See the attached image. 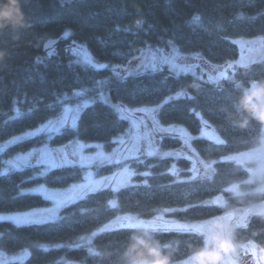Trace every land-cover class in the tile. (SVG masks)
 Returning a JSON list of instances; mask_svg holds the SVG:
<instances>
[{"label":"trees","instance_id":"16d2710c","mask_svg":"<svg viewBox=\"0 0 264 264\" xmlns=\"http://www.w3.org/2000/svg\"><path fill=\"white\" fill-rule=\"evenodd\" d=\"M259 36L264 38V0H0V142L59 117L68 97L110 75L109 69L76 63L72 43L86 46L95 60L112 66L126 64L143 48L167 49L171 44L183 54L198 55L202 64L221 66L239 56L234 39ZM56 38L60 42L47 55L50 51L44 52L43 44ZM253 81L264 82V60L239 67L219 82L201 81L190 73L177 75L166 68L111 82L112 103L129 108L161 104L160 123L183 126L191 134H198L204 123L214 128L222 143L198 137L192 141L201 159L212 164L211 175L189 179L192 161L186 157L147 159L134 164L133 184L89 193L63 207L59 220L28 225L0 222V251H28L24 260L8 264H126L131 237L145 232L160 242L164 254H170L171 264L191 258L204 246V236L193 231L119 228L94 235L90 244L79 239L121 214L152 218L163 209H173L171 214L183 221L214 218L225 208L208 200L221 193L232 210L264 201V192L258 191L264 177L251 180L247 169L225 159L261 144L264 122L248 117L247 125L240 126L247 116L240 102ZM181 91L189 95L173 97ZM128 129V121L112 106L95 101L82 112L76 128L64 129L51 144L79 139L109 149ZM44 141L35 136L10 145L0 155V171L6 159ZM160 147L179 151L185 145L168 136ZM117 166L103 164L98 174L113 173ZM84 176L85 168L78 165L45 174L40 165H32L0 174V213L48 207L49 200L25 193L24 188L36 184L68 188ZM235 185L240 193L228 190ZM232 235L235 243L254 242L264 251V212L252 215Z\"/></svg>","mask_w":264,"mask_h":264},{"label":"rangeland","instance_id":"374dc122","mask_svg":"<svg viewBox=\"0 0 264 264\" xmlns=\"http://www.w3.org/2000/svg\"><path fill=\"white\" fill-rule=\"evenodd\" d=\"M233 41L239 48V56L233 63L221 66L202 64L198 55L183 54L172 44L167 49L143 48L126 64L112 66L95 60L86 46L78 42L72 43L70 51L76 63L96 70L109 69L110 75L97 82L95 87L83 89L68 97L59 117L10 140L0 142L1 155L4 150L16 142L35 136H43L45 138L42 145L6 159L0 174H6L32 165H40L44 174L58 167L78 165L85 168V176L81 182L68 188L55 189L45 184H36L24 188L23 192L39 194L49 200L51 202L50 205L27 212L0 213V222L28 225L59 220L63 207L85 197L89 193L102 189L117 191L122 187L133 184L137 172L134 164L143 163L147 159H178L181 156L186 157L192 161L189 179L195 180L199 177H209L212 164L201 159L192 148V141L198 137L222 143V138L214 128L204 123L198 134H191L185 127L180 125H162L158 117L161 104L136 108H129L120 103L115 104L110 100L108 87L113 81L123 80L131 75L156 71L161 68H166L177 75L194 74L199 80L205 82H219L222 79L232 77L239 67L264 60L263 37H240ZM51 53L52 51L48 52L47 55ZM184 93L189 95L187 91H181L173 95V97H182ZM74 101L77 102L74 103ZM95 101L109 104L118 112L122 119L127 120L129 124L127 133L114 139L109 149L103 143H88L79 139L64 145H52L51 139L55 135L64 129L77 127L82 112ZM15 115H18L16 110ZM168 136L181 139L185 148L179 151L173 149L162 150L160 142L164 137ZM225 159L247 169L251 180L263 178L264 131L261 144L258 147L230 157L227 156ZM103 164H117L118 166L113 173L99 175L98 168ZM175 167L176 163H174L172 169L174 170ZM176 174H179L178 171ZM179 178L182 177L180 176ZM185 180H188V178H185ZM143 181L145 182V178H143ZM228 190L240 193L239 185L228 188ZM258 191L264 192V182L258 186ZM116 202L113 201V204L116 205ZM208 203L224 207V213L214 218L194 221H183L176 218L171 214L173 209H163L152 218H144L137 214H121L101 226L92 235L80 238L79 242L90 244L94 235L119 228L193 231L202 234L204 237L207 233L216 230L227 234L236 227L246 226L252 215L264 212V201L257 202L246 208L229 209L224 193L212 197L208 200ZM217 225H225L226 227L217 229ZM232 242L235 246V251L231 253L222 251L220 252L221 259L219 261L210 260L207 261V264H264V251L259 245L254 242ZM90 249L92 252L94 251L92 243ZM26 253L6 254L0 251V264L22 261L28 255V251ZM176 264H192V257Z\"/></svg>","mask_w":264,"mask_h":264},{"label":"clouds","instance_id":"9594fccd","mask_svg":"<svg viewBox=\"0 0 264 264\" xmlns=\"http://www.w3.org/2000/svg\"><path fill=\"white\" fill-rule=\"evenodd\" d=\"M240 103L247 113L241 127L247 125L248 117L264 122V82H251L244 90ZM216 227L220 229L226 226L217 225ZM232 241V230L227 234L219 230L207 233L204 237V246L192 256V264H207L210 260L219 261L220 252L235 251ZM124 255L126 264H171L170 254H164L160 242L154 240L147 232L142 235H133Z\"/></svg>","mask_w":264,"mask_h":264},{"label":"water","instance_id":"95a60500","mask_svg":"<svg viewBox=\"0 0 264 264\" xmlns=\"http://www.w3.org/2000/svg\"><path fill=\"white\" fill-rule=\"evenodd\" d=\"M60 42V39L56 38V39H50L48 41H46L44 44H43V47H42V50L44 52H48V51H51L53 50L56 45Z\"/></svg>","mask_w":264,"mask_h":264}]
</instances>
